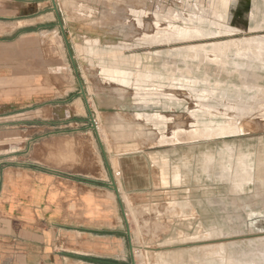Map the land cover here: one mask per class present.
I'll list each match as a JSON object with an SVG mask.
<instances>
[{
  "label": "rangeland",
  "instance_id": "374dc122",
  "mask_svg": "<svg viewBox=\"0 0 264 264\" xmlns=\"http://www.w3.org/2000/svg\"><path fill=\"white\" fill-rule=\"evenodd\" d=\"M55 3L63 33L45 0L12 25L32 33L0 37L13 61L0 63V138L9 112L39 114L45 126L64 120L65 127L43 125L33 135H68L81 173L106 179L104 154L129 191L145 190L122 195L136 264H244L246 253L245 262L258 261L264 0ZM2 159L0 169L13 164Z\"/></svg>",
  "mask_w": 264,
  "mask_h": 264
},
{
  "label": "crops",
  "instance_id": "0c3cea01",
  "mask_svg": "<svg viewBox=\"0 0 264 264\" xmlns=\"http://www.w3.org/2000/svg\"><path fill=\"white\" fill-rule=\"evenodd\" d=\"M43 1L0 0V37L32 33L16 32L20 28L12 25L31 19V6ZM4 41L0 63H11L10 42ZM35 114L3 115L8 135L0 145L6 142L7 153L0 155V164L4 157L13 164L0 169V264H127L129 240L111 178L123 208L122 195L137 197L145 190L129 191L124 175L116 179L107 160L106 179L97 171L81 173L78 150L68 135H33L43 125L54 130L66 121L45 126ZM24 157L28 161L22 167L13 166Z\"/></svg>",
  "mask_w": 264,
  "mask_h": 264
},
{
  "label": "water",
  "instance_id": "95a60500",
  "mask_svg": "<svg viewBox=\"0 0 264 264\" xmlns=\"http://www.w3.org/2000/svg\"><path fill=\"white\" fill-rule=\"evenodd\" d=\"M50 2H51V5H52V10L54 11V13L56 15V18L58 20V26L60 27V29H61V31L63 33V23H62V20H61L57 5L55 3V0H50ZM65 43H66V47H67V52H68L69 58L71 59V63L73 65L74 71L76 73L78 87H79V95L82 97V99H83V101L85 103V107H86V110H87V113H88V116H89V123L91 124V128L96 132V124H95V121H94V118H93V114H92V112L90 110V107H89V104H88V100H87V97H86V93H85L82 81L80 80L79 76L77 75L76 67L74 66V62H73V59H72L71 50H70V47L67 45L66 40H65ZM96 135H97V132H96ZM103 157L106 160V157H105L104 154H103ZM111 189L115 193V196H116V198H117V200H118V202L120 204L121 212H122V215H123V218H124V221H125L126 236L128 237L129 248H130V264H136V262L134 260V257L132 255V251H131L130 230H129V226H128V221L126 219V214H125L124 208L122 206L120 195L118 193L115 181L112 178H111Z\"/></svg>",
  "mask_w": 264,
  "mask_h": 264
},
{
  "label": "bare ground",
  "instance_id": "6f19581e",
  "mask_svg": "<svg viewBox=\"0 0 264 264\" xmlns=\"http://www.w3.org/2000/svg\"><path fill=\"white\" fill-rule=\"evenodd\" d=\"M258 156H260V155H258ZM131 241V240H130ZM259 242H261V240L259 241ZM248 244H249V246H251V245H254V244H256V243H254V242H252V241H250V242H248ZM216 246H218V245H223V246H225L223 243H218V244H215ZM208 246H211V245H208ZM205 247H207V246H205ZM191 249H194V247H192ZM257 250L259 251V253H258V261H252L251 260V262H245V261H247L249 258H247L246 260L243 258V256L244 257H247L248 256V253H246V254H240V257L242 258V260L244 261V264L245 263H247V264H264V244H262V248H260V249H258L257 248ZM131 251H132V244H131ZM149 251H152V250H149ZM145 252H148V250L147 251H145ZM227 253V252H226ZM162 254H169V258L173 261V262H180L181 261V259H175L172 255L173 254H170L169 252H163ZM251 254V253H250ZM249 254V255H250ZM132 255H133V252H132ZM255 256V254H252V256ZM234 257H236V258H239V257H237V256H235V255H233ZM133 257H134V255H133Z\"/></svg>",
  "mask_w": 264,
  "mask_h": 264
},
{
  "label": "built area",
  "instance_id": "2783aa9c",
  "mask_svg": "<svg viewBox=\"0 0 264 264\" xmlns=\"http://www.w3.org/2000/svg\"><path fill=\"white\" fill-rule=\"evenodd\" d=\"M116 176H119V173Z\"/></svg>",
  "mask_w": 264,
  "mask_h": 264
}]
</instances>
